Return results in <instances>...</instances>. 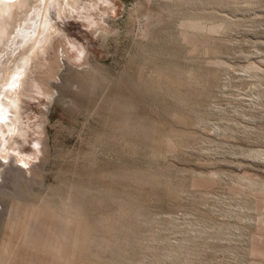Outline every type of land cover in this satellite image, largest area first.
<instances>
[{"label": "rangeland", "instance_id": "rangeland-1", "mask_svg": "<svg viewBox=\"0 0 264 264\" xmlns=\"http://www.w3.org/2000/svg\"><path fill=\"white\" fill-rule=\"evenodd\" d=\"M47 7L0 116V264H264V0Z\"/></svg>", "mask_w": 264, "mask_h": 264}, {"label": "bare ground", "instance_id": "bare-ground-1", "mask_svg": "<svg viewBox=\"0 0 264 264\" xmlns=\"http://www.w3.org/2000/svg\"><path fill=\"white\" fill-rule=\"evenodd\" d=\"M47 1L49 0H0V47H3L2 50L4 51V53L0 52V116L3 113H10L14 109V105L16 106L15 99L8 98V96L12 91H16L17 85L23 84V79L32 71L34 61H37L35 59H38L40 63L38 56L46 51L53 33L56 32L54 24L48 20ZM54 1L58 6V14L60 16L76 8L77 0ZM38 15L41 18L37 23L35 18ZM183 25L186 29L202 28L200 22H186ZM185 36L190 38L189 32ZM19 53H24V55L17 59ZM38 66L41 67L39 64ZM46 68L48 67L46 66ZM53 68L55 69L56 67ZM54 76L55 72L45 74L41 80L44 84L49 83L51 81L50 78ZM36 84L42 87L39 83L36 82ZM38 89L42 90V88ZM5 98L10 100V104L4 102ZM2 135L4 137V134ZM5 157L8 156L5 155ZM68 197L63 198L62 196L61 203L59 202L60 207H65L66 209L76 208L77 202L75 199ZM44 201H42L45 204L44 206L50 207L51 199ZM62 231L66 234L67 228H63Z\"/></svg>", "mask_w": 264, "mask_h": 264}]
</instances>
